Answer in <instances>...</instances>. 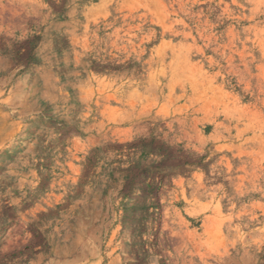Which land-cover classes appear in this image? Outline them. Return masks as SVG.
<instances>
[{
  "label": "rangeland",
  "instance_id": "rangeland-1",
  "mask_svg": "<svg viewBox=\"0 0 264 264\" xmlns=\"http://www.w3.org/2000/svg\"><path fill=\"white\" fill-rule=\"evenodd\" d=\"M0 264H264V0H0Z\"/></svg>",
  "mask_w": 264,
  "mask_h": 264
}]
</instances>
